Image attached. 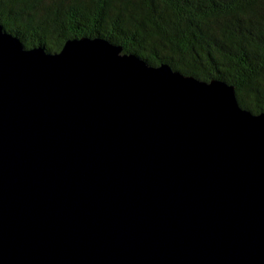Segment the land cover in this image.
Returning <instances> with one entry per match:
<instances>
[{
	"label": "water",
	"instance_id": "95a60500",
	"mask_svg": "<svg viewBox=\"0 0 264 264\" xmlns=\"http://www.w3.org/2000/svg\"><path fill=\"white\" fill-rule=\"evenodd\" d=\"M0 264H264V112L102 38L0 25Z\"/></svg>",
	"mask_w": 264,
	"mask_h": 264
},
{
	"label": "trees",
	"instance_id": "16d2710c",
	"mask_svg": "<svg viewBox=\"0 0 264 264\" xmlns=\"http://www.w3.org/2000/svg\"><path fill=\"white\" fill-rule=\"evenodd\" d=\"M0 25L47 52L102 38L148 64L225 81L241 107L264 112V0H0Z\"/></svg>",
	"mask_w": 264,
	"mask_h": 264
}]
</instances>
